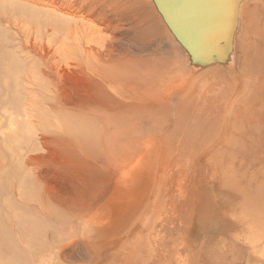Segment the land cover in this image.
Returning <instances> with one entry per match:
<instances>
[{
    "label": "bare ground",
    "instance_id": "bare-ground-1",
    "mask_svg": "<svg viewBox=\"0 0 264 264\" xmlns=\"http://www.w3.org/2000/svg\"><path fill=\"white\" fill-rule=\"evenodd\" d=\"M159 11L179 50L156 35L150 14L143 19L131 0H57V22L38 25L28 46L30 64L19 69L22 76L11 75L24 87V123L43 127L32 136H14L16 150L11 151L19 163L0 171V222L10 236L22 238V245L37 249L40 264L53 259V252L69 253L76 261L89 246L85 235L94 229L105 236L123 226V239L131 241L104 242L119 251L130 245L139 257L151 248L159 239L157 205L164 211L170 181L161 170L168 160L154 173L155 136H169L175 108L205 113V96L219 92L224 70L243 78L238 60L222 66L211 56L219 42L189 52ZM250 44L243 49L244 73ZM157 119L162 128L156 127ZM60 208L72 212L82 239L72 236L75 227L69 224L59 235L45 227L57 223Z\"/></svg>",
    "mask_w": 264,
    "mask_h": 264
},
{
    "label": "rangeland",
    "instance_id": "rangeland-1",
    "mask_svg": "<svg viewBox=\"0 0 264 264\" xmlns=\"http://www.w3.org/2000/svg\"><path fill=\"white\" fill-rule=\"evenodd\" d=\"M132 3L143 19L150 14L156 35L167 38L169 45L178 49L156 0ZM238 7H242L241 13ZM235 10L230 36L211 56L219 58L222 66L238 60L243 78L222 68L219 92L215 89V95L205 96V113L195 116L175 108L172 113L178 116L169 121V136H155L159 151L154 173L157 176L161 162L168 160L161 170L170 180L166 182L170 191L166 190L169 199H165L164 211L161 203L157 205L159 214L156 209L157 242L137 257V251L134 255L131 252L130 242L121 251L104 244L111 238L131 241L123 239V226H116L105 236L94 229L85 235L89 238L88 251H79L76 261L69 259V253L59 256L53 252V259L44 264H264V0H237ZM46 22H57V0H0V171L14 170L19 163L11 151L16 150L14 136H32L43 127L24 123V87L11 75L22 76L19 69L30 64L28 46L36 37L38 25ZM250 42L246 74L241 70L245 63L243 49ZM213 99L214 103L210 102ZM157 121L156 127L162 128L161 119ZM69 211L58 209L57 223L45 227L59 235L69 224L75 227L72 236L82 239L78 222ZM61 216H67L65 221ZM6 230L0 222V264H40L37 249L22 245V238H14Z\"/></svg>",
    "mask_w": 264,
    "mask_h": 264
},
{
    "label": "water",
    "instance_id": "water-1",
    "mask_svg": "<svg viewBox=\"0 0 264 264\" xmlns=\"http://www.w3.org/2000/svg\"><path fill=\"white\" fill-rule=\"evenodd\" d=\"M165 20L189 52H201L209 42L228 39L236 0H157Z\"/></svg>",
    "mask_w": 264,
    "mask_h": 264
}]
</instances>
